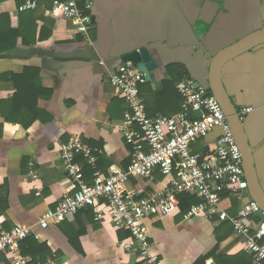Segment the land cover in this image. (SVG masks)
I'll return each mask as SVG.
<instances>
[{"label":"crops","instance_id":"1","mask_svg":"<svg viewBox=\"0 0 264 264\" xmlns=\"http://www.w3.org/2000/svg\"><path fill=\"white\" fill-rule=\"evenodd\" d=\"M91 1L93 21L84 37L57 12H44L41 6L17 12L25 0H0V227L32 226L41 239L33 237L52 251V257L37 264L48 259L56 264L141 262L138 243L127 230L114 228L105 206L99 222L86 209L47 228L36 221L63 194L74 192L58 151L71 136L96 151L95 168L104 175L130 163V148L120 132L127 104L109 76L121 56L134 49L155 63L150 71L154 87L139 85L149 116H174L181 110L175 84L183 77L212 95L219 79L236 111L252 108L242 128L264 192V41L242 49L264 30V0ZM220 133L214 128L191 145L192 151L201 154ZM78 160L84 180L90 181L92 168ZM30 164L39 175L40 195L27 177ZM169 185L170 177L155 169L151 179L131 176L126 188L144 194ZM252 195L250 187L241 199L225 194L220 206L236 215L243 203L256 201ZM260 220L252 216V228ZM145 223L163 264H193L203 256H209L206 264H215L213 253L244 251L229 222L207 215L184 220L179 198L174 211ZM80 229L78 250L70 237Z\"/></svg>","mask_w":264,"mask_h":264},{"label":"built area","instance_id":"2","mask_svg":"<svg viewBox=\"0 0 264 264\" xmlns=\"http://www.w3.org/2000/svg\"><path fill=\"white\" fill-rule=\"evenodd\" d=\"M38 6L44 12H57L73 22L84 37L91 26V0L83 7L78 5V0H25L17 7V12ZM144 82L143 73L131 60H120L109 76V83L127 104L120 126L131 155L126 169L112 168L108 175L102 174L95 168L96 151L78 135L71 136L59 145L58 151L64 171L74 183V192L63 194L54 208H48L37 218V224L47 228L50 222H62L67 216L88 208L99 222L104 217L102 206H105L114 228L127 230L138 243L142 263L163 264L149 242L145 221L168 215L176 209L178 195L190 193L196 195L199 202L183 213L184 220L194 221L207 215L229 222L234 234L241 239L244 251L251 255V264H264V218L256 228L250 223V218L260 210L259 204L254 200L246 201L236 215L228 214L220 206L225 194L241 199L248 186L242 153L220 102L203 88L195 87L192 79L183 77L175 84L182 98L181 110L174 116L151 117L139 92V85ZM195 111H200L201 116H194ZM249 111L250 107H243L240 116ZM216 127L221 130L216 143L203 154L193 152L191 145ZM79 158L93 169L90 182L84 180ZM155 169L170 177L169 186L144 194L127 190L126 183L131 176L151 179ZM27 177L35 194L40 195L39 175L31 164ZM28 236L41 239L29 225L15 224L8 230L0 227V264H32L31 258L20 249L21 242ZM39 264L56 262L48 259Z\"/></svg>","mask_w":264,"mask_h":264},{"label":"water","instance_id":"3","mask_svg":"<svg viewBox=\"0 0 264 264\" xmlns=\"http://www.w3.org/2000/svg\"><path fill=\"white\" fill-rule=\"evenodd\" d=\"M263 41H264V30L262 32H258L255 35L251 36L249 42L247 41V43H245L242 46V49H245L246 47L251 48L252 46L261 43ZM147 59L148 57H146L143 53H141L139 50L136 49L126 52L121 56V60H131L132 62L136 63V67L139 71L143 73L145 81L151 83V85L154 87V83L152 81L150 71L155 67V63L154 61L148 62ZM194 86L195 87L199 86V83L195 82ZM213 95L220 102L224 114L226 115L227 121L235 137L236 143L238 144L240 151L242 153L243 170L248 185L247 187H250L253 192V195L250 196L251 197L250 199H255L260 207V210L257 211L255 215L263 219L264 192L260 186L258 177L255 172L253 148H251L250 145L248 144L246 135L243 132L242 122L241 119L239 118L238 112L236 111L233 103L230 101L229 97L227 96L219 79H216L214 83ZM194 115L196 117H200L201 113L200 111H195ZM203 153L204 152H202L201 154Z\"/></svg>","mask_w":264,"mask_h":264},{"label":"trees","instance_id":"4","mask_svg":"<svg viewBox=\"0 0 264 264\" xmlns=\"http://www.w3.org/2000/svg\"><path fill=\"white\" fill-rule=\"evenodd\" d=\"M86 0H78V5L83 4ZM146 83V82H144ZM26 90H28V87H26ZM20 94H16L18 96ZM15 99H18L15 97ZM4 115L5 112H3ZM28 114V108L26 109V116ZM8 121H15L14 118L9 117L8 115L4 116ZM33 117L26 119V125L32 121ZM87 168V167H86ZM87 170V169H86ZM93 171V169H90ZM91 181V180H90ZM88 181V182H90ZM179 201H180V207L182 216L183 213L194 203L199 202V198L190 193H181L178 195ZM82 211V210H80ZM88 213H91V209H86ZM80 212L78 211L77 214ZM83 230L77 231L75 237H70V243L72 246H74L76 249L81 250V247L78 242L79 234L82 233ZM20 249L22 254L30 256L32 263L37 264V261H45L48 257H52V251L48 247V245L45 242H38L33 236L26 237L20 244ZM215 264H251V255L245 251H241L233 256L228 255H218V254H211L210 255ZM209 256H203L202 258L197 259L193 264H206V259ZM136 264H142L141 262H137Z\"/></svg>","mask_w":264,"mask_h":264},{"label":"flooded vegetation","instance_id":"5","mask_svg":"<svg viewBox=\"0 0 264 264\" xmlns=\"http://www.w3.org/2000/svg\"><path fill=\"white\" fill-rule=\"evenodd\" d=\"M250 108H251V107H250ZM239 111H240V110H238L237 112H238L239 118L241 119V122L243 123V120H244L245 116H246L249 112L252 111V108H251V111H249L248 113H246L244 116H240ZM254 167H255V165H254ZM255 172H256V170H255ZM256 175H257V172H256ZM257 177H258V176H257Z\"/></svg>","mask_w":264,"mask_h":264}]
</instances>
